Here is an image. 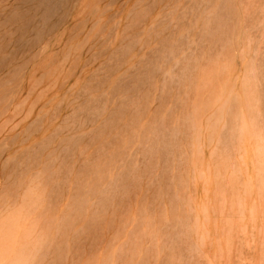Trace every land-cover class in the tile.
<instances>
[{
	"label": "rangeland",
	"instance_id": "obj_1",
	"mask_svg": "<svg viewBox=\"0 0 264 264\" xmlns=\"http://www.w3.org/2000/svg\"><path fill=\"white\" fill-rule=\"evenodd\" d=\"M66 1L0 0V264H264V0Z\"/></svg>",
	"mask_w": 264,
	"mask_h": 264
},
{
	"label": "bare ground",
	"instance_id": "obj_2",
	"mask_svg": "<svg viewBox=\"0 0 264 264\" xmlns=\"http://www.w3.org/2000/svg\"><path fill=\"white\" fill-rule=\"evenodd\" d=\"M65 1L66 0H22V3L25 5H28L29 7L25 10H17L15 12H13V14L10 15L9 21L14 23V24H17L18 29H19V31H21V33H26L27 30L30 28V25L32 23H34V22H32V18H33V16L31 17L32 13L33 12L35 13V11H40L41 15H40L39 21L41 20V22H44L45 25L48 26L49 20L59 13L60 8ZM66 4L67 3H65V5ZM214 16H216V15H214ZM214 16H210V17H212L210 19H213ZM34 17H36V16H34ZM213 21H215V20L213 19ZM51 22H52V20H51ZM51 24H53V23H51ZM40 27H41L40 25L37 26V29L39 28V31H40ZM208 29L211 30L210 28H208ZM209 30H208V32H210ZM44 31H46V30L44 29ZM37 35H39V34L37 33ZM243 113H245V112L241 113V117H240L241 119H240V124H239V132L241 133L240 135H243L245 133V130L247 129V126L249 125V123L247 122L248 120H247L246 116H244ZM246 133L248 134V131ZM245 134H244V136H245Z\"/></svg>",
	"mask_w": 264,
	"mask_h": 264
}]
</instances>
